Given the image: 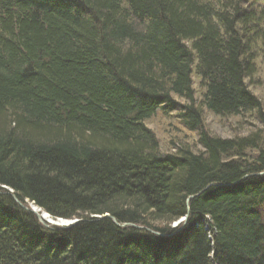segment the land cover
Listing matches in <instances>:
<instances>
[{"label": "trees", "instance_id": "obj_1", "mask_svg": "<svg viewBox=\"0 0 264 264\" xmlns=\"http://www.w3.org/2000/svg\"><path fill=\"white\" fill-rule=\"evenodd\" d=\"M246 2L0 0V264H264V113L246 86L264 5ZM202 107L263 129L212 136ZM157 110L200 150L161 152ZM3 187L80 220L45 227Z\"/></svg>", "mask_w": 264, "mask_h": 264}, {"label": "rangeland", "instance_id": "obj_2", "mask_svg": "<svg viewBox=\"0 0 264 264\" xmlns=\"http://www.w3.org/2000/svg\"><path fill=\"white\" fill-rule=\"evenodd\" d=\"M263 5L264 0H248L244 4V8L257 10ZM250 47L251 53L256 56L254 60L255 72L246 79V86L259 98L264 113V47L259 43L251 44ZM192 86L195 89L196 99H199L202 88L199 85V78L194 73L192 74ZM202 116L203 125L207 132L220 138H233L237 135L245 136L263 129L254 113L220 117L202 107ZM145 125L154 132L161 152H173L179 146H188L195 152L200 150L195 132L186 129L174 112L164 114L162 111L157 110L153 116L145 121ZM262 137H264V133ZM77 219L80 220V218Z\"/></svg>", "mask_w": 264, "mask_h": 264}, {"label": "bare ground", "instance_id": "obj_3", "mask_svg": "<svg viewBox=\"0 0 264 264\" xmlns=\"http://www.w3.org/2000/svg\"><path fill=\"white\" fill-rule=\"evenodd\" d=\"M172 97H174V98H176V99H178V97L179 96H177L176 94H172ZM150 118V117H149ZM148 119V118H147ZM146 119V120H147ZM146 120H144V124H145V121ZM259 175H264V171H261V172H259L258 173ZM214 184H216V183H210V184H208L207 185V187H211V186H213ZM227 184H231V183H227ZM217 185H225V183H220V184H217ZM184 216H187V215H184ZM184 216H181V217H179L178 219H176L175 221H180V222H183V223H186V221H187V218L186 217H184ZM47 220H54L55 221V217H53V216H51V215H49L48 217L46 216L45 217ZM205 220L203 221V224H204V226L206 227V226H208V223H210V217H208V216H205ZM115 222V221H114ZM115 223H117V222H115ZM118 226H120V227H132V228H134V229H140V230H146V231H148V232H151L152 234H154L156 237H161V238H168L169 236H171V235H173V234H175V232H160V231H157V230H152V229H150V228H148V227H146L145 225H142V224H138V223H131V222H124V223H119L118 224ZM208 238L209 239H211V234H208Z\"/></svg>", "mask_w": 264, "mask_h": 264}, {"label": "water", "instance_id": "obj_4", "mask_svg": "<svg viewBox=\"0 0 264 264\" xmlns=\"http://www.w3.org/2000/svg\"><path fill=\"white\" fill-rule=\"evenodd\" d=\"M1 193V192H0ZM7 193L12 196L16 203L22 207V208H25L29 211H31L33 214H35L36 218L39 220V221H45L47 223H43L44 226H49V225H55V226H59L61 228H66V227H69L70 225L76 223L77 221H79V219L77 218H73V219H61V218H58L56 219L55 221L54 220H47L45 217L49 216L48 213L46 212H42L40 208H37L35 205H33V203L29 206V208L25 207L21 202H19L15 196L12 194V191L11 190H8ZM105 216H108V214H105ZM93 217H99L97 215L93 216ZM186 217V216H184ZM114 220V218H113ZM115 221V220H114ZM117 224V223H116Z\"/></svg>", "mask_w": 264, "mask_h": 264}]
</instances>
